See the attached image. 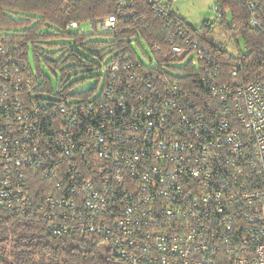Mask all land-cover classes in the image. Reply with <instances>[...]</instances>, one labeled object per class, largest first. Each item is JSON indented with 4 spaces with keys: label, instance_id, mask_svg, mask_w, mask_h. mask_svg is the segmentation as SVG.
Here are the masks:
<instances>
[{
    "label": "built area",
    "instance_id": "obj_1",
    "mask_svg": "<svg viewBox=\"0 0 264 264\" xmlns=\"http://www.w3.org/2000/svg\"><path fill=\"white\" fill-rule=\"evenodd\" d=\"M114 1L93 31L135 16V0ZM145 1L167 39L146 63L110 53L89 97L36 94L28 52L0 41V211L97 237L132 264H264V81L241 67L222 81L166 1Z\"/></svg>",
    "mask_w": 264,
    "mask_h": 264
},
{
    "label": "trees",
    "instance_id": "obj_2",
    "mask_svg": "<svg viewBox=\"0 0 264 264\" xmlns=\"http://www.w3.org/2000/svg\"><path fill=\"white\" fill-rule=\"evenodd\" d=\"M214 1L217 11L221 13L218 20L225 23L227 14L232 16V25L228 29L235 40L236 52L207 41L204 35L191 28L171 10L173 0H167L166 4L172 16L191 29L216 56L222 81H229L231 73L240 67L243 68L240 74L242 81H264V30L249 22L253 14L264 21V0H257L259 7L255 10L251 9L250 0ZM135 9L134 17L120 19L116 30L109 32L112 39L98 40L93 38L107 34L95 31L91 34L81 31L74 34L70 24L76 22L80 25V22L86 20L94 22L98 18L116 14L114 0H0V41L8 39L11 43H20L28 52L29 60L32 53L35 59L43 57V48L52 51L58 49L57 52L63 56L59 62L48 60L52 66L66 72L80 67L90 70L94 63L84 60L74 50V46L88 49L103 60L113 51L132 50L133 44L141 40L149 45L153 42L164 44L169 29L166 21L157 17L145 0H135ZM239 40L243 42V51ZM68 62L75 64L68 65ZM40 76L37 71V84ZM72 89L73 85L69 86L62 80L55 93L53 86L44 79L34 92L43 97L49 94L77 98L89 97L96 91L92 89L73 93ZM0 264L132 263L121 261L97 237L54 235L47 231L46 223L39 217H18L0 211Z\"/></svg>",
    "mask_w": 264,
    "mask_h": 264
},
{
    "label": "rangeland",
    "instance_id": "obj_3",
    "mask_svg": "<svg viewBox=\"0 0 264 264\" xmlns=\"http://www.w3.org/2000/svg\"><path fill=\"white\" fill-rule=\"evenodd\" d=\"M167 1V0H164ZM171 10L181 19H183L191 28L196 30L198 33L204 35L205 39L209 42H213L218 46H225L232 52H236L235 40L230 34L228 29L232 25V16L230 13L227 14L228 18L225 23H222L217 19V4L214 0H173L171 3ZM103 18H98L100 20ZM90 20L80 22V29H72L71 32L74 34L80 31L84 34L93 33V29L90 27ZM46 31V30H44ZM107 35L95 36L93 39H112ZM242 51L243 42L239 40ZM133 49L135 53L140 57L143 62H147L148 56L151 57L152 53L147 43L140 42V44H133ZM76 50L84 60H88L94 63L92 69L85 70L83 68H75L70 72L63 71L61 68H56L52 66L48 60H53L59 62L63 56L61 52H57L58 49L52 51L48 48H43L41 53L44 56H40L35 59L33 53L30 55V65L32 71L37 74L40 72V79L38 82L42 84L44 79L48 80L53 86L55 93L58 91V83L62 80L67 82V85H73L74 92L89 91L98 88L102 89V82L105 76L104 65L110 58L109 55L106 59L100 60L95 54L88 51V49H83L79 46H74ZM57 52V53H56ZM74 62H68V65H73ZM100 66V67H99ZM77 73V74H75ZM50 96L49 94L45 97Z\"/></svg>",
    "mask_w": 264,
    "mask_h": 264
}]
</instances>
